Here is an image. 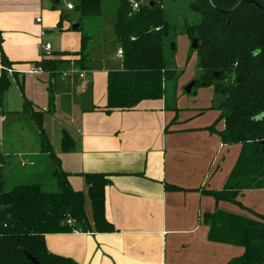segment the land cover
<instances>
[{
	"label": "crops",
	"instance_id": "1",
	"mask_svg": "<svg viewBox=\"0 0 264 264\" xmlns=\"http://www.w3.org/2000/svg\"><path fill=\"white\" fill-rule=\"evenodd\" d=\"M56 1L0 0L2 49L14 63L13 70L23 72L25 78L24 96L17 85L5 95L0 153L26 170L48 165L41 157L34 122L17 113L29 100L35 110L45 112L44 129L75 191L87 196L85 174L109 176L106 218L115 232L47 235L49 252L79 264H228L240 258L244 248L209 241V226L203 220L204 214L217 210L249 219L264 215V190L243 192L240 205L218 203L212 196L211 192L224 189L241 153V145H226L209 131L221 115V103L181 106L166 95L162 100L142 101L134 111L107 114L103 109L108 72L114 70L104 65L80 71L71 57L63 72L75 73L55 81V109L48 113L50 76L28 72L36 62L77 53L82 46V25L74 11H69L63 31H58L61 13L54 9ZM76 24L79 28L73 30ZM48 32L58 33L53 38L58 47L52 46L51 55L44 57L41 46L48 44ZM2 69L0 51V73ZM76 71L85 72L87 84L80 78L72 80ZM224 128V120L215 127L217 132ZM64 132L74 141L70 153L61 151ZM85 209L93 223L88 197Z\"/></svg>",
	"mask_w": 264,
	"mask_h": 264
},
{
	"label": "trees",
	"instance_id": "2",
	"mask_svg": "<svg viewBox=\"0 0 264 264\" xmlns=\"http://www.w3.org/2000/svg\"><path fill=\"white\" fill-rule=\"evenodd\" d=\"M62 1L71 3L74 13L79 15L82 46L77 53H63L62 58L34 64L50 76L48 113L55 109L54 83L69 68L70 58H74V67L80 71H86L91 63L87 50L94 37L83 24L99 21L104 6L110 4L115 5L116 11L115 45L123 56L122 68L108 72L107 105L103 111H134L142 101L166 97V83L173 81L176 73L168 69L165 57L171 26L163 10L164 0ZM174 1L187 2L189 10L199 17L198 22L185 26V34L198 40L199 45L196 52L202 76L194 87H214L216 94L224 96L218 108L221 115L209 131L218 134L226 145H241L240 157L224 189L211 193L218 203L240 205L238 198L243 192L264 190V0ZM133 2L139 4L138 11L133 10ZM65 19L61 17L58 28ZM2 44L0 32L2 66L11 69L14 63L4 54ZM24 83V76L20 78L14 73L10 77L6 71L1 72L0 116L4 114L6 93L17 85L24 96ZM17 113L28 115L34 122L40 152L52 157L55 164L53 176L59 191L45 192L40 184H32L18 185L6 192L4 170L8 157L0 153V264H33L27 254L40 264H79L49 252L46 236L79 230L115 232L106 218L109 176L85 174L87 196L75 191L69 175L60 169L44 129L45 112L35 110L25 99L22 111ZM260 116L263 119L258 121ZM223 120L225 128L217 132L215 127ZM74 146L71 136L64 132L61 151L70 153ZM86 197L91 202L93 223L85 209ZM203 220L209 226L210 242L244 248V254L228 264H264V215L249 219L217 210L204 214Z\"/></svg>",
	"mask_w": 264,
	"mask_h": 264
},
{
	"label": "rangeland",
	"instance_id": "3",
	"mask_svg": "<svg viewBox=\"0 0 264 264\" xmlns=\"http://www.w3.org/2000/svg\"><path fill=\"white\" fill-rule=\"evenodd\" d=\"M54 9L61 13L60 21L62 16L66 17V15L71 14L67 9V3L65 1H62L59 6H54ZM163 10L171 26L170 34L166 39L165 57L168 69L176 73L175 79L166 83V95L172 96L181 106L184 105V103L194 105V107L200 106L202 108L219 105L224 100V96L216 94L214 87H193L191 94L186 93L188 86L196 80H199L202 76L198 54L196 51L192 50V40L185 34V26L198 22L199 17L189 10L188 3L184 1L175 2L174 0H164ZM66 20L67 17L63 20L62 26L58 28V31H63V23ZM115 20V5L110 4V6H104V15L99 21L83 24L85 31H91V35L94 37L87 50L92 62L89 63L91 65H89V68L100 69L101 66L104 65L110 67V69L114 71L122 68L121 59L117 55L118 46L115 45ZM79 32L81 33V31ZM57 35V32L47 33V37L49 38L48 44L51 47L53 46L54 49L58 47L53 39L56 38ZM57 51L58 50H54L55 53ZM55 56L61 57V55L57 54ZM44 61H50V59H44L43 62ZM3 70L6 71L10 77L14 73H17L20 78L24 76L23 72H17L13 70V68L3 67L2 71ZM10 71H13V73L10 74ZM72 80L79 81L80 79L78 75H74ZM74 91L77 92L76 90ZM41 157L42 160H48V165H46L47 163L45 162L44 164L37 165L34 169H29L27 167L28 170L20 167L19 164L18 166H13L9 162L8 157L4 170L5 191L8 192L18 185L40 184L45 192H58L59 187L53 176L56 169L53 159L45 154ZM15 159L18 158H12L14 164H16ZM243 210L246 211V209Z\"/></svg>",
	"mask_w": 264,
	"mask_h": 264
},
{
	"label": "built area",
	"instance_id": "4",
	"mask_svg": "<svg viewBox=\"0 0 264 264\" xmlns=\"http://www.w3.org/2000/svg\"><path fill=\"white\" fill-rule=\"evenodd\" d=\"M146 1L147 0H142V2H146ZM132 8H133L134 11H138L139 4L136 3V2H133ZM67 9H68V11H73L74 7H73V5L71 3H67ZM38 22L40 23L41 20H38ZM41 50L44 53V57H49L51 55L52 47L50 45H48V44L47 45L44 44V45L41 46ZM117 55H118L119 58H122L123 52H122L121 49L118 50V54ZM10 72H11L10 74L13 73V71H10ZM44 72L45 71H44V69L41 66H34V67L31 68V70L28 73H30V74H42ZM74 73H75V71L73 69H71L70 71L63 72L62 76L64 78H68L70 75H73ZM76 73H78L79 78L82 79L85 84L88 83V81L86 80L85 72L76 71ZM0 76H1V74H0Z\"/></svg>",
	"mask_w": 264,
	"mask_h": 264
},
{
	"label": "water",
	"instance_id": "5",
	"mask_svg": "<svg viewBox=\"0 0 264 264\" xmlns=\"http://www.w3.org/2000/svg\"><path fill=\"white\" fill-rule=\"evenodd\" d=\"M55 5L56 6H59L60 5V0H58V1H56L55 2ZM152 5H154L153 3H152ZM79 25L80 24H76L74 27H73V30H77L78 28H79ZM198 40H196V39H193L192 40V50H197L198 49ZM174 49V48H173ZM241 83V78L239 77V80H238V84H240ZM194 85H195V82H193L190 86H188V88L186 89V93L187 94H191L192 93V89H193V87H194ZM263 119V116H260L259 118H258V121H261ZM46 210L48 211V212H51L50 211V208L49 207H47L46 208ZM27 258L33 263V264H40L35 258H33L31 255H29V254H27Z\"/></svg>",
	"mask_w": 264,
	"mask_h": 264
}]
</instances>
